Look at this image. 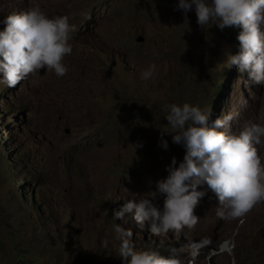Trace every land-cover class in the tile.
Returning a JSON list of instances; mask_svg holds the SVG:
<instances>
[{"label": "rangeland", "instance_id": "obj_1", "mask_svg": "<svg viewBox=\"0 0 264 264\" xmlns=\"http://www.w3.org/2000/svg\"><path fill=\"white\" fill-rule=\"evenodd\" d=\"M32 2L0 0V21ZM36 2L69 17L72 53L62 77L41 69L14 87L0 83V264H121L113 210L154 190L172 157H183L170 134L167 149L158 143L168 127L161 106L198 103L209 122L231 114L239 131L264 123V87L225 67L240 28L202 29L193 10L175 9L178 0ZM149 63L156 75L141 80ZM260 147L264 155V138ZM197 187L205 194L191 226L153 235L132 212L114 222L138 249L174 248L180 264H264V200L220 219L215 194Z\"/></svg>", "mask_w": 264, "mask_h": 264}, {"label": "clouds", "instance_id": "obj_2", "mask_svg": "<svg viewBox=\"0 0 264 264\" xmlns=\"http://www.w3.org/2000/svg\"><path fill=\"white\" fill-rule=\"evenodd\" d=\"M174 7L185 15L193 10L202 29L213 24L221 30L239 27V50L227 55L225 67L235 65L247 73L249 82L264 87V0H178ZM0 23L4 25L0 29V83L14 87L41 69L57 77L65 75L64 57L72 53L75 31L68 16H49L33 0L25 9L8 12ZM155 75L156 65L149 63L139 78L147 81ZM161 111L168 127L158 143L167 149L163 136L170 134L172 142L183 147V157L179 162L172 157L166 165L167 175L155 182L154 190L134 195L113 210L114 219L132 212L137 223L147 222L153 235L191 226L196 222L193 209L205 194L198 190L201 182L215 194L214 213L220 219L243 217L264 200V160L256 148L264 138V123L253 122L232 131L231 114L209 122L208 112L198 103H165ZM157 195L163 196L162 206L154 203ZM114 219L112 232L119 242L121 264H180L174 248L167 255L136 248L131 230Z\"/></svg>", "mask_w": 264, "mask_h": 264}, {"label": "bare ground", "instance_id": "obj_3", "mask_svg": "<svg viewBox=\"0 0 264 264\" xmlns=\"http://www.w3.org/2000/svg\"><path fill=\"white\" fill-rule=\"evenodd\" d=\"M251 122V121H250ZM256 148H257V154L258 155H260L261 157H262V160H264V155H262L261 153H260V149H261V147H260V144H258V145H256ZM206 218V217H205ZM209 218H211V217H209ZM211 220V219H210ZM202 221H203V218H202ZM206 221V220H205ZM217 221V220H216ZM219 221H220V219H219ZM207 222V221H206ZM207 224V223H206ZM216 224V223H215ZM218 224V223H217Z\"/></svg>", "mask_w": 264, "mask_h": 264}, {"label": "trees", "instance_id": "obj_4", "mask_svg": "<svg viewBox=\"0 0 264 264\" xmlns=\"http://www.w3.org/2000/svg\"><path fill=\"white\" fill-rule=\"evenodd\" d=\"M233 37H235V36H233ZM231 67H232V66H231ZM229 71H231V70H229ZM227 81H228V80H223V86H222V88H221V92H220V95H221V96H223L224 90H225V88H226V83H227Z\"/></svg>", "mask_w": 264, "mask_h": 264}, {"label": "water", "instance_id": "obj_5", "mask_svg": "<svg viewBox=\"0 0 264 264\" xmlns=\"http://www.w3.org/2000/svg\"><path fill=\"white\" fill-rule=\"evenodd\" d=\"M138 40L140 41V40H142V38H138Z\"/></svg>", "mask_w": 264, "mask_h": 264}]
</instances>
